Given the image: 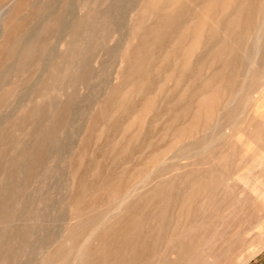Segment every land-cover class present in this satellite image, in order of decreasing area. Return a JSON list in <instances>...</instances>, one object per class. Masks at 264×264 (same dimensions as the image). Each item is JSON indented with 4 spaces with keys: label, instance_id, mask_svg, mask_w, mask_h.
Instances as JSON below:
<instances>
[{
    "label": "rangeland",
    "instance_id": "obj_1",
    "mask_svg": "<svg viewBox=\"0 0 264 264\" xmlns=\"http://www.w3.org/2000/svg\"><path fill=\"white\" fill-rule=\"evenodd\" d=\"M259 44L264 0H0V264H264Z\"/></svg>",
    "mask_w": 264,
    "mask_h": 264
},
{
    "label": "bare ground",
    "instance_id": "obj_2",
    "mask_svg": "<svg viewBox=\"0 0 264 264\" xmlns=\"http://www.w3.org/2000/svg\"><path fill=\"white\" fill-rule=\"evenodd\" d=\"M251 3H252V2H251ZM249 18H251V17H249ZM230 21H231V20H230ZM242 24H243V23H242ZM219 26H220V25H219ZM221 26H222V25H221ZM260 27H261V26H260ZM220 28H221V27H220ZM250 29H251V28H250ZM257 29H258V28H257ZM259 29H260V28H259ZM259 29H258V30H259ZM212 31H213V30H212ZM255 31H256V30H255ZM250 32H252V31H250ZM239 33H240V32H239ZM241 33H242V32H241ZM242 34H244V33H242ZM242 34H241V35H242ZM251 35H252V34H251ZM259 35H260V34H259ZM235 36H236V35H235ZM242 36H243V35H242ZM218 37H219V36H218ZM244 37H245V36H244ZM251 37H253V36H251ZM233 38H235V37H233ZM233 38H232V40H233ZM237 38H238V37H237ZM241 38H242V37H241ZM254 38H255V37H254ZM224 39H225V38H224ZM229 39H230V38H229ZM245 39H246V38H245ZM73 40H74V39H73ZM250 40H251V39H250ZM247 42H248V41H246L245 43H247ZM251 42H254V43H255L256 40H255V41H251ZM251 42H250V44H253V43H251ZM256 43H257V42H256ZM214 44H215V43H213L212 45L215 46ZM216 44H217V42H216ZM219 44H220V43H219ZM210 45H211V44H210ZM253 45H254V44H253ZM253 45H251V49L253 48V47H252ZM257 45H258V43H257ZM259 45H260V44H259ZM213 46H212V47H213ZM29 47H30V46H29ZM218 47H219V46H218ZM230 47H231V46H230ZM239 47H240V46H239ZM260 47H261V45H260ZM213 48H214V47H213ZM244 48H246V47H244ZM261 48H262V47H261ZM211 49H212V48H211ZM217 49H218V48H217ZM220 49H221V48H220ZM231 49H232V48H231ZM251 49H250V50H251ZM262 49H264V48H262ZM262 49H261V50H262ZM238 50H239V49H238ZM244 50H245V49H244ZM244 50H243V51H244ZM258 50H259V48H258ZM217 51H218V50H217ZM219 51H220V50H219ZM229 51H230V50H229ZM229 51H228V53H229ZM246 51H248V50H246ZM221 53H222V52H221ZM231 53H232V50H231ZM234 53H235V52H234ZM225 54H226V53H224L223 56H224ZM253 54H255V53H253ZM213 55H214V52H213ZM219 55H221V54L219 53ZM230 55H231V54H230ZM241 55H242V54H241ZM249 55H250V54H249ZM260 55H261V54H260ZM263 55H264V54H263ZM217 56H218V55H217ZM217 56L215 55L216 60H217ZM232 56H233V55H232ZM239 56H240V55H239ZM261 56H262V55H261ZM211 57H213V56L211 55ZM254 57H255V56H254ZM257 57H259V56H257ZM222 58H223V57H222ZM222 58H221V59H222ZM233 58H235V57L233 56ZM221 59H220V60H221ZM241 59H242V58H240V60H241ZM255 59H257V58H255ZM259 59H260V58H259ZM262 59H263V58H262ZM217 61H218V60H217ZM232 61H233V60H232ZM241 61H242V60H241ZM247 61H250V60L248 59ZM252 61L254 62V59H252ZM220 62H221V61H220ZM261 62H262V61H261ZM222 63H223V62H222ZM250 63H251V62H250ZM250 63H248V65H249ZM239 65H240V64H239ZM248 65H247V67H248ZM251 65H252V64H251ZM260 65H261V64H260ZM260 65H259V67H260ZM220 67H222V66H220ZM237 67H238V64H237ZM247 67H246V68H247ZM233 68H234V67H233ZM250 68H251V67H250ZM252 68H254V67H252ZM252 68H251V70L249 71L250 73H251V72L253 73ZM254 69H255V68H254ZM220 71H222V70H220ZM254 71H255V70H254ZM245 72H246V70H245ZM224 73H225V72H224ZM252 73H251V74H252ZM215 74H216V73H215ZM231 74H232V73H231ZM263 75H264V74H263ZM233 77H234V76H233ZM213 78H214V77H213ZM233 81H234V80H233ZM231 82H232V81H231ZM233 84H234V82H233L231 85H233ZM208 85H209V84H208ZM219 88H220V87H219ZM211 89H212V88H211ZM219 90H220V89H219ZM238 90H240V89H238ZM229 91H230V90H229ZM236 91H237V90H236ZM215 92H216V90H215ZM262 94H263V91H262V89H260V91H258L257 95H256V96H253L252 99H251V100L253 101V104L256 105V107H255L254 110H253V111H254L253 114H256V113L258 112V109H257V108L259 107L258 104H259V102H260V100H261V98H262V96H263ZM217 96H218V94H217ZM250 96H252V95H250ZM260 97H261V98H260ZM216 99H218V98H216ZM231 99H232V98H231ZM233 99H234V98H233ZM233 99H232V100H233ZM235 100H236V99H235ZM246 100H247V99H246ZM248 100H249V99H248ZM199 101H200V100H199ZM200 102H201V101H200ZM207 102H208V101H207ZM219 103H220V102H219ZM228 103H229V102H228ZM223 104H224V103H223ZM237 104H238V103H237ZM204 105H205V104H204ZM219 105H220V104H219ZM249 105H250V104H249ZM199 107H200V106H199ZM223 107H224V106H223ZM229 107H230V106H229ZM216 108H217V106H216ZM220 108H221V107H220ZM226 108H228V107H226ZM201 109H203V108H201ZM232 109H233V108H232ZM213 110H215L214 107H213ZM217 110H218V109H217ZM226 110H227V109H226ZM244 110H245V109H244ZM213 113H214V112H213ZM210 114L212 115V113H210ZM221 114H222V113H221ZM256 115H257V114H256ZM222 116H223V115H222ZM249 116H250V115H249ZM249 116H248V118H249ZM219 117H221V116H219ZM226 117H227V116H226ZM238 117H239V116H238ZM227 118H229V117H227ZM236 118H237V117H236ZM239 118H240V117H239ZM219 119H220V118H219ZM225 120H228V119H225ZM225 120H224V121H225ZM239 120H240V119H239ZM242 120H243V119H242ZM240 121H241V120H240ZM241 122H242V121H241ZM241 122H239V123H241ZM218 123H219V122H218ZM224 124H225V123H224ZM250 124H251V123H250ZM208 125H209V124H208ZM213 125H214V124H213ZM239 125H240V124H239ZM247 125H248V124H247ZM215 126H216V125H215ZM215 126H214V127H215ZM225 126H226V124H225ZM240 126H241V125H240ZM240 126H239V127H240ZM207 128H208V127H207ZM225 128H226V127H225ZM241 128H242V127H241ZM251 128H252V127H251ZM214 129H215V128H214ZM235 129H236V127H235ZM242 129H243V128H242ZM244 129H245V126H244ZM244 129H243V131L241 130L242 133L244 132ZM252 129H253V128H252ZM208 130H209V128H208ZM210 130H211V129H210ZM229 130H230V129H229ZM231 130H232V129H231ZM238 130H239V129H238ZM205 131H206V130H205ZM226 131H228V128H227V130H225V132H226ZM235 131H236V130H235ZM235 131H234V132H235ZM239 131H240V130H239ZM250 131H251V130H250ZM213 132H214V131H213ZM222 132H223V130L221 131V133H222ZM247 132H248V131H247ZM253 132H254V131H253ZM214 133H215V132H214ZM221 133H220V134H221ZM223 133H224V132H223ZM250 133H251V132H250ZM259 133H260V132H259ZM253 134H254V133H253ZM203 135H204V134H203ZM207 135H208V134H207ZM215 135H216V134H215ZM221 135H222V134H221ZM209 136H210V135H209ZM213 136H214V135H212V137H213ZM243 136H244V135H243ZM255 136H257L256 133H255ZM230 137H231V136H230ZM230 137H229V138H230ZM258 137L260 138L259 135H258ZM210 138H211V136H210ZM214 138H215V137H214ZM231 138H232V137H231ZM204 139H205V138H204ZM242 139H243V138H242ZM209 140H210V139H209ZM231 140H232V139H230L229 141H231ZM243 140H244V139H243ZM210 141H211V140H210ZM210 141H209V142H210ZM227 141H228V139H227ZM227 141H226V142H227ZM207 142H208V141H207ZM211 142H213V140H212ZM214 142H215V141H214ZM214 142H213V143H214ZM226 142H225V143H226ZM233 142H235V141H233ZM231 143H232V142H231ZM231 143H229V144H231ZM236 143H238V142L236 141ZM257 143H259V142H257ZM211 144H212V143H211ZM216 144H217V143H216ZM226 144H227V143H226ZM239 144H240V143H239ZM202 145H203V144H201V146H202ZM207 145H208V144H207ZM209 145H210V144H209ZM224 145H225V144H224ZM237 145H238V144H237ZM240 145H241V144H240ZM240 145H239V146H240ZM257 145H258V144H257ZM210 146H211V145H210ZM212 146H213V145H212ZM253 146H256V145H253ZM203 147H204V146H203ZM228 148H229V149H228ZM235 148H236V147H235ZM237 148H238V147H237ZM259 148H260V147H259ZM205 149H206V147H205ZM208 149H209V148H208ZM227 149H228V150H232V149H230V145H229V147H227ZM239 149H240V148H239ZM248 149H249V148L246 147V150H248ZM251 149H253V148H251ZM203 150H204V148H203ZM203 150H202V151H203ZM234 150H235V149H234ZM257 150H258V149H257ZM191 151H192V150H191ZM204 151H205V150H204ZM206 151H207V150H206ZM221 151H222V150H221ZM224 151H225V150H224ZM262 151H263V150H262ZM247 152H248V151H247ZM221 153H222V152H221ZM227 153H228V152H227ZM229 153H230V152H229ZM248 153H249V152H248ZM253 153H254V152H253ZM253 153L251 152V154H253ZM256 153H257V152H256ZM256 153H255V154H256ZM228 155H229V154H228ZM230 155H231V154H230ZM193 156H194V155H193ZM236 156H237V155H236ZM249 156H250V155H249ZM249 156H248V157H249ZM252 156H253V155H252ZM238 157H239V156H238ZM243 157H244V156H243ZM243 157H242V159H243ZM228 158H229V156H228ZM232 159H233V157H232ZM255 159H256V161H258V162H263V163H264V154H262V152H258V155L255 157ZM250 160H251V159H250ZM226 161H227V160H226ZM228 161H229V160H228ZM228 161H227V162H228ZM236 161H237V160H236ZM223 163H224V162H223ZM231 163H232V162H231ZM234 163H236V162H234ZM239 163H240V161H239ZM213 164H214V163H213ZM216 164H217V163H216ZM252 164H253V163H252ZM210 166H211V165H210ZM218 166H219V165H218ZM218 166H217V167H218ZM235 166H236V165H235ZM213 167H215V165H214ZM227 167H228V165H227ZM215 168H216V167H215ZM220 168H221V167H220ZM212 169H213V168H212ZM213 170H215V169H213ZM220 171H223V170H220ZM234 171H235V170H234ZM232 172H233V171H232ZM208 173H209V172H208ZM209 174H210V173H209ZM230 174H231V173H230ZM132 189H133V188H132ZM193 189H194V188H193ZM186 191H187V190H186ZM194 191H195V190H194ZM184 199H186V198H184ZM188 201H189V199H188ZM222 202H223V201H222ZM186 203H187V202H186ZM227 203H228V202H227ZM207 204H208V203H207ZM213 206H214V205H213ZM225 207H226V206H225Z\"/></svg>",
    "mask_w": 264,
    "mask_h": 264
}]
</instances>
